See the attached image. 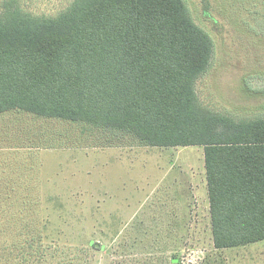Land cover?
Instances as JSON below:
<instances>
[{
  "label": "trees",
  "instance_id": "trees-1",
  "mask_svg": "<svg viewBox=\"0 0 264 264\" xmlns=\"http://www.w3.org/2000/svg\"><path fill=\"white\" fill-rule=\"evenodd\" d=\"M213 47L185 0H75L50 19L14 5L0 15V114L22 110L65 123L80 133L43 135L76 146L117 145L120 135L202 146L214 247L255 243L264 240V117L239 121L203 106L195 83ZM36 233L0 246V264H53L59 249ZM104 249L90 240L82 252ZM170 260L153 253L135 264H180Z\"/></svg>",
  "mask_w": 264,
  "mask_h": 264
},
{
  "label": "rangeland",
  "instance_id": "rangeland-1",
  "mask_svg": "<svg viewBox=\"0 0 264 264\" xmlns=\"http://www.w3.org/2000/svg\"><path fill=\"white\" fill-rule=\"evenodd\" d=\"M74 1L0 0V15L15 5L56 18ZM185 1L214 44L195 83L203 106L239 121L264 117V0ZM69 129L22 110L0 114V246L43 230L59 249L53 264H82L85 255L92 264H135L153 253L180 264H264V240L214 247L202 146H150L129 135L76 146L43 135L80 133ZM90 240L105 249L83 253Z\"/></svg>",
  "mask_w": 264,
  "mask_h": 264
}]
</instances>
